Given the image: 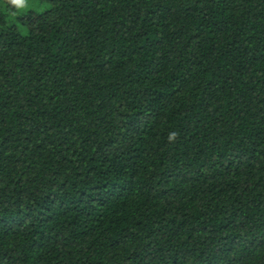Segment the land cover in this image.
Segmentation results:
<instances>
[{"label":"trees","instance_id":"1","mask_svg":"<svg viewBox=\"0 0 264 264\" xmlns=\"http://www.w3.org/2000/svg\"><path fill=\"white\" fill-rule=\"evenodd\" d=\"M36 1L0 0V264H264V0Z\"/></svg>","mask_w":264,"mask_h":264},{"label":"rangeland","instance_id":"2","mask_svg":"<svg viewBox=\"0 0 264 264\" xmlns=\"http://www.w3.org/2000/svg\"><path fill=\"white\" fill-rule=\"evenodd\" d=\"M19 3L21 4V7L23 8V10H26L28 8H34V7L38 10L44 8V5L39 4V1H36V0L35 1L34 0H20Z\"/></svg>","mask_w":264,"mask_h":264},{"label":"clouds","instance_id":"3","mask_svg":"<svg viewBox=\"0 0 264 264\" xmlns=\"http://www.w3.org/2000/svg\"><path fill=\"white\" fill-rule=\"evenodd\" d=\"M20 0H12L13 4H19ZM174 135V134H173Z\"/></svg>","mask_w":264,"mask_h":264}]
</instances>
